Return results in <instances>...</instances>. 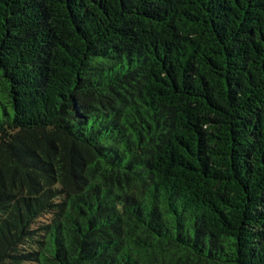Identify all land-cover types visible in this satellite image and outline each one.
<instances>
[{
    "label": "trees",
    "instance_id": "trees-1",
    "mask_svg": "<svg viewBox=\"0 0 264 264\" xmlns=\"http://www.w3.org/2000/svg\"><path fill=\"white\" fill-rule=\"evenodd\" d=\"M0 264H264V0H0Z\"/></svg>",
    "mask_w": 264,
    "mask_h": 264
}]
</instances>
